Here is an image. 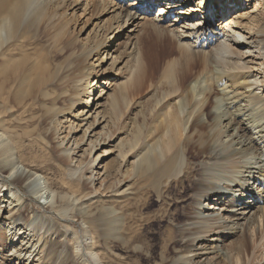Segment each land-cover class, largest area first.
<instances>
[{
	"label": "bare ground",
	"instance_id": "6f19581e",
	"mask_svg": "<svg viewBox=\"0 0 264 264\" xmlns=\"http://www.w3.org/2000/svg\"><path fill=\"white\" fill-rule=\"evenodd\" d=\"M129 1L133 2L129 4ZM186 3L187 0H0V131L13 135L18 150V161L15 162L11 145L0 146V195L7 188L23 196L36 191L41 179L37 176L38 167L50 171L47 175L52 190L59 187L82 193L80 183L69 184L66 180L64 165L69 161L71 151L62 147L69 134L62 139L57 137L60 141L50 146L43 138H47L48 134L49 137L58 135L64 124L73 134L82 129L81 124L95 114L99 106L101 97L95 94V86L100 83L102 88L110 80L101 81L98 78L109 73L107 68L103 73L100 71L108 61L111 49L117 47L114 54L118 57L119 48L134 46V50H139L137 61L144 70L133 98L143 97L157 83H161L166 92L158 100V96L155 97V110L146 115L149 121L160 119L155 128L157 134H161L160 138L152 139L151 144L146 146V152L133 166L136 167L137 184L133 193L120 198L118 206L121 210L139 206L150 209L159 200L163 201L165 191L177 186L181 191L179 197H173L172 201L181 203L189 197L188 191L193 189L200 204L195 206L196 212L193 213H169L172 232L179 234L180 238H171L168 246L180 244L183 248L180 252L189 255V264L212 253L214 255L208 262L205 259L197 264H249L252 239L258 241L264 238V207H259L246 218L248 209L258 201L261 204L264 202V189H261L264 186V142H261L264 139V123L261 119L256 120L259 112L264 113V99L246 90L250 85H244L247 74L241 70L246 62L262 60L260 65H264V0H257L253 8H242L243 0H202L198 5L193 1ZM153 8L159 11L158 17L148 15ZM109 12H118L113 16L115 23L112 24L113 17L110 18L101 27H105L102 36L91 38L90 34L96 33L100 27L98 23L94 24L99 20L97 17ZM179 18L196 22L192 25L199 28L198 32L202 35L221 32L223 37H227L228 46L224 44L207 51L205 43L198 46L181 43L180 36L176 37L177 29H170L177 25ZM91 27L93 31L88 35L89 44H83L79 35ZM121 39L125 41L119 42ZM227 55L232 57L227 60ZM241 61H246L242 67ZM224 63L232 73L220 69L219 66ZM204 75L206 80L202 79ZM193 78L201 79L197 86L190 89L189 82ZM184 93L187 95L182 101L174 105L173 111H168L164 100ZM201 96L202 99L199 98ZM154 101L150 100V106ZM107 102L111 124L124 118L128 112L125 85L120 90L114 89ZM211 102L215 104L213 110L212 106L207 109ZM185 112H188L189 126L183 140ZM78 117L83 119L77 122ZM96 121L95 117L82 138L74 140L76 145L87 136V131L95 126ZM144 127L145 124H139L128 143L122 145L127 153L138 146ZM221 134L229 137L228 143H235V147L228 152L215 153L214 143ZM37 141L44 142V155L35 153ZM97 142L98 139L90 141L89 152L97 148ZM60 152L63 155H59ZM238 156H242L241 159L247 157V162L241 166L237 180L233 181L235 186L228 185L231 187L227 190L232 192L231 199L228 204L223 202L227 210L223 208L221 211L226 210L231 218L244 223H230L224 216L221 217L220 208L203 205L217 198V201H223L229 196L215 190V184L206 174L212 163L218 165L219 161L238 160ZM196 159L203 160L209 167H202L203 162L197 164ZM180 171L183 173L181 177L178 176ZM76 172L71 170L70 173L74 175ZM256 183V192L247 195V186L250 189V185L255 186ZM143 191L150 194L146 200L142 199ZM63 194L62 191L54 193L55 208L73 203L70 197ZM257 196L259 199H256ZM16 197L24 208L16 212L12 208L7 216H0V222L6 221L12 226L8 228L9 233L17 230L19 222L24 221L25 212L31 207L23 203L20 195ZM239 203L241 206H238ZM205 207H208L206 211ZM199 209L204 213L198 212ZM205 232L217 236L213 248L207 246V241H202ZM252 232L255 233L253 237ZM0 233L3 234L1 228ZM228 236H235L236 239L224 249L218 242ZM130 238L133 241H122L121 248L126 253L130 244L137 240L133 232ZM74 242L75 251L82 253L85 264H101L96 262L95 252L85 248L84 236ZM21 244L11 249L16 255L11 258L12 262L20 259L29 261L27 255L31 253L23 241ZM212 249L215 251L209 252Z\"/></svg>",
	"mask_w": 264,
	"mask_h": 264
},
{
	"label": "rangeland",
	"instance_id": "374dc122",
	"mask_svg": "<svg viewBox=\"0 0 264 264\" xmlns=\"http://www.w3.org/2000/svg\"><path fill=\"white\" fill-rule=\"evenodd\" d=\"M190 1L195 2L196 5L202 2V0H187L188 3ZM256 1L257 0H243L242 8H253ZM132 2L133 1H129V4ZM115 14L109 12L105 16L101 15L97 17L99 20L94 24L98 23L100 27L96 29V33L92 32L90 34L91 38L96 36L100 38L105 29V27L104 29L101 27ZM148 15L150 17H158L159 11H157V8H153ZM166 17L168 18V16ZM173 17L174 16H171V18ZM115 21L113 17L112 24L115 23ZM192 24L194 25L196 22L181 20L179 18L177 25L170 29H177V31L175 30V32H177L176 37L180 36L181 43L190 46H198L201 43H205L207 51L215 50L217 47L224 44L228 46V39L225 36L223 37L221 32L202 35L198 32L199 28L194 27ZM93 27L89 28L86 33L79 35L80 41L83 44H89L88 35L91 30L93 31ZM122 35L123 34H121V36ZM209 37L210 39H208ZM110 41H112V39ZM124 41L125 39H121L119 42ZM115 43H112V45ZM109 44H107V46H109ZM127 48L126 46L119 48L118 57L114 54L117 47L115 46L111 49L112 51L108 56V61L104 63L105 66L103 65L104 68L100 71L103 73L105 68H107L109 73L101 75L98 78L101 81L107 80L108 78L110 80L107 86L104 85L101 88L100 83L95 86V94L101 97L98 102L99 106L95 114H92V116L81 124L82 129L77 130L73 134L67 129L68 125L64 124L63 127L60 128L61 130L58 132V135L54 137L51 135L49 137L50 134H48L47 138H43L44 142L50 146L60 141L59 139H62L66 134H69L62 147L71 151L70 159L67 164L64 165L67 171L66 180L69 184L80 183L83 186L82 193L63 190L59 187L52 190L47 175L50 171L38 167L37 176L38 179H41L39 180L40 182L38 181L39 186L36 191L34 190L33 193L23 196V194L21 195L15 190L10 192L7 188V190L0 195V206L2 207L0 216H7L12 208H15L16 212L23 207L22 204L19 205L20 201L18 202V198L16 197L19 195L24 204L31 206L30 210L25 212L24 221L19 222L17 230L9 233L8 228L12 226H9V223L6 221L0 222V228L3 230V234L0 233V264H85L84 258L81 257L82 253L79 254L75 251L74 242L78 237L82 239V236H84L86 240L85 243H87L85 248H91L97 255L95 258L96 262L101 264H189V262H187V257L189 255L180 252L183 250L180 244L168 246V241L171 238H180L179 234H174L172 232V220L169 213L180 211L186 215L189 212H196L195 206L199 203L196 199H199V197L195 196L193 189L188 191L189 197L181 203H174L172 201L173 197L175 199L179 197V191H181V189L177 186L165 191L163 194V201L159 200V202H156L150 209L139 206L135 209L129 208L127 210H121L118 206L120 198L125 194L129 195L133 193L135 184H137L136 167L133 166L146 152V146L151 144L152 139L154 137L156 139L160 138L161 134H157V131H155L160 119L149 121L146 115L155 110V97L158 96L156 97L157 100L158 98H162L166 90L161 83H157L150 87L143 97L137 99L133 98L134 92L140 85V77L144 69L137 61L140 54L139 50H134V46L129 47L128 50ZM231 57L232 55H227L226 59L229 60ZM112 62L114 65H112ZM245 62L246 61H241L240 66H244ZM261 63L262 60H257L252 63L246 62L245 68L241 71L247 74L246 80L242 82L244 85H250V88L248 86L246 90L264 99V65H260ZM219 67L225 73H232L225 63ZM200 79L201 78H193L189 82L190 89L197 86ZM202 79L206 80V75H204ZM207 84L208 83H204V85ZM123 85L126 87V94L128 96V105L126 106L128 112L124 118L118 121L115 120V123L111 124L109 119L110 109L107 101L111 99L113 90H120ZM102 89H104V91H102ZM186 95L187 93L182 95L174 94L172 97L166 98L164 103L167 105V110L169 111L170 109V111H173L174 105L182 101ZM199 98L202 99V96ZM150 100L152 102L154 101L151 106ZM214 107L215 104L211 102L207 109L212 108L213 110ZM187 113L188 112H185L184 114L185 130L183 132V140L186 137L189 126ZM95 117L97 118L95 126H91L90 130L87 131V136L76 145L74 140L82 138L85 129L92 124ZM82 119V117H78L76 120L80 122ZM260 119L264 123V113H258L256 120ZM139 124H145L141 140L136 148L127 153V150H125L122 145L128 143V140L132 137V133ZM223 124H226V122ZM230 134H232V132ZM222 136L223 134L215 140V153L219 151L228 152L235 147V143L234 145L228 143L229 137H226V135H224L225 137ZM96 139H98L96 143L97 148L91 153L88 151L89 143L91 140L95 141ZM39 141H37L38 149L34 151L38 155H44V142H42V144ZM68 141L70 142L68 143ZM100 141H102L101 145L99 144ZM261 142L263 143L264 139H262ZM4 144L11 145L13 153L12 159L17 162L18 150L16 148V142L13 140V135L0 131V146ZM262 145L264 146V143ZM58 154L61 155L62 153L60 152ZM241 157L242 156H238V160L219 161V166L216 165V163H212L211 168L207 170L208 174H206L207 178L215 184V190H221L229 196L224 197L223 201L219 202L217 198L213 199L215 201H208L203 203V205L206 206L209 204L211 208H220L219 214H221V217L224 216L225 220L230 223L233 221H235V223H244V221H237L236 218H231L227 214V206L223 205V202L228 204L227 201L231 199L230 195H232V192L227 191L231 189V187L228 185H234L233 181L237 180L236 177L242 171L241 166H245L244 162H247V157L243 159H241ZM183 158L182 161L184 160ZM80 159H82V163H79ZM195 161L197 164L203 162V160L200 161L197 159ZM107 164L108 168L105 169ZM18 165L21 166L20 163H18ZM201 165L202 167H209L205 162L201 163ZM71 170L72 172H76L75 170H77L76 174H71ZM107 170L108 172L104 173ZM182 175L183 173L180 171L178 176L181 177ZM1 185L2 180H0V189ZM248 187L249 186H247L246 194L251 196L252 193L256 192L258 183H256L255 186L250 185V189ZM261 189H264V186H262ZM61 191L64 193L63 195L70 197V202L73 203L65 207L55 208L57 205L54 204V193ZM42 192H44L45 195ZM41 194L43 196H41ZM143 194V200H146V198L150 196L146 191H143ZM40 197L42 199H40ZM256 199H259V196H257ZM259 203V201L258 204H255V202L253 203L255 205L247 210L246 218L254 214L259 207H264V202L263 204ZM238 206H241V203H239ZM223 208L226 210L221 211ZM207 209L208 207H205V211ZM197 211L204 213L200 209ZM241 211H239V213H241ZM207 213L208 212H206V214ZM88 215H90L89 218ZM97 217H99V220H95ZM209 224L204 225L209 226ZM204 225L203 227H205ZM131 232L136 234L137 240L130 244V248L126 249L129 252L126 253L121 248V245L122 241H133V239L130 238ZM206 232L202 234L204 237L202 241H207V246L213 248L216 245L214 240L217 239V236H214V233L211 234ZM251 234V237H253L255 233L253 234L252 232ZM13 238H15L14 241ZM235 239V236H228L220 239L218 243L219 246L225 249L230 246L231 242ZM22 241L27 246L25 248L29 249V253H31V255H27L30 259L28 262L25 260L21 261V259L19 261L13 260L12 262L11 258L16 255L15 252H11V249H13L14 246L20 247ZM213 241L214 245L212 243ZM56 242L59 244H56ZM214 251L212 249L209 252ZM83 252H86V250H83ZM213 255L214 253L209 256H204L199 261L196 259V263L194 264H197V262H204L205 259H207L206 262H208ZM68 258L69 260H67ZM248 262L249 264H264V238L258 241L252 239Z\"/></svg>",
	"mask_w": 264,
	"mask_h": 264
}]
</instances>
